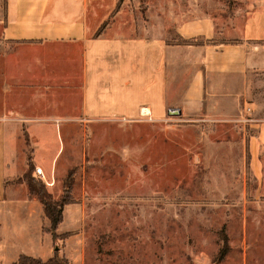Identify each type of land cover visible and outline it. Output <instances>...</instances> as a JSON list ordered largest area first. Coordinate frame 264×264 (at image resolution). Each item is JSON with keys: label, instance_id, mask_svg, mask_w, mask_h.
Instances as JSON below:
<instances>
[{"label": "crops", "instance_id": "obj_1", "mask_svg": "<svg viewBox=\"0 0 264 264\" xmlns=\"http://www.w3.org/2000/svg\"><path fill=\"white\" fill-rule=\"evenodd\" d=\"M157 6L147 10L149 21L137 18L130 27L117 22L121 7L91 35L88 0H0V264L22 254L51 257L43 205L24 182L12 181L28 167L22 132L44 176L55 171L60 147L44 166L27 124L163 120L174 108L188 124H232L247 101L263 98L264 7L233 23L231 40L216 41L214 16L193 4L176 10L173 0L162 15ZM72 205L58 233L70 231L62 227Z\"/></svg>", "mask_w": 264, "mask_h": 264}, {"label": "rangeland", "instance_id": "obj_2", "mask_svg": "<svg viewBox=\"0 0 264 264\" xmlns=\"http://www.w3.org/2000/svg\"><path fill=\"white\" fill-rule=\"evenodd\" d=\"M173 1L176 10L193 4L214 16L216 41L231 40L232 28L264 7V0ZM88 3L91 35H98L121 7L117 22L130 27L137 18L149 21L151 4L162 15L172 0ZM62 98L69 105L75 100ZM242 115L257 124H188L176 111L163 120L27 124L44 166L60 147L52 176H32L59 198L73 172L74 210L67 209L62 227L70 231H56L49 258L58 264H264V96L247 101ZM25 135L18 143L21 164L32 151Z\"/></svg>", "mask_w": 264, "mask_h": 264}, {"label": "trees", "instance_id": "obj_3", "mask_svg": "<svg viewBox=\"0 0 264 264\" xmlns=\"http://www.w3.org/2000/svg\"><path fill=\"white\" fill-rule=\"evenodd\" d=\"M26 142H29L28 136L25 135ZM31 155V154H30ZM30 156L28 157V168L25 173L16 179L13 183L25 182L30 196L36 197L43 205V211L46 218L49 220L48 232H50L53 241L59 238L56 230L58 225L62 222V212L66 204L72 203L71 198V187H72V176L73 172L69 171L63 180V190L58 199H53L51 193L47 190L45 183L39 177L34 178L32 172L34 173L35 166L33 168ZM45 230V229H44ZM64 234V233H62ZM67 234V233H66ZM66 237V235L64 236ZM53 258V257H52ZM52 258L43 261L40 258H34L27 255H20L18 259L11 264H58L54 263Z\"/></svg>", "mask_w": 264, "mask_h": 264}, {"label": "built area", "instance_id": "obj_4", "mask_svg": "<svg viewBox=\"0 0 264 264\" xmlns=\"http://www.w3.org/2000/svg\"><path fill=\"white\" fill-rule=\"evenodd\" d=\"M250 112H251V107H250V106H245V108H244V113H245V114H249ZM240 121H242V122H249V121H250V122H251L252 119H249V118L247 119V118H245V117H242V118L240 119ZM34 173H35L36 175H38L40 178L45 179V176H44V173H43L41 167H37V166H35ZM46 184H47V185H51L52 182H46Z\"/></svg>", "mask_w": 264, "mask_h": 264}, {"label": "water", "instance_id": "obj_5", "mask_svg": "<svg viewBox=\"0 0 264 264\" xmlns=\"http://www.w3.org/2000/svg\"><path fill=\"white\" fill-rule=\"evenodd\" d=\"M176 111V109L174 108V109H172V112H175ZM171 112V111H170ZM177 112V111H176ZM178 114H180V112H177ZM55 250H57V247H55Z\"/></svg>", "mask_w": 264, "mask_h": 264}, {"label": "bare ground", "instance_id": "obj_6", "mask_svg": "<svg viewBox=\"0 0 264 264\" xmlns=\"http://www.w3.org/2000/svg\"><path fill=\"white\" fill-rule=\"evenodd\" d=\"M142 112H144V111L142 110Z\"/></svg>", "mask_w": 264, "mask_h": 264}]
</instances>
